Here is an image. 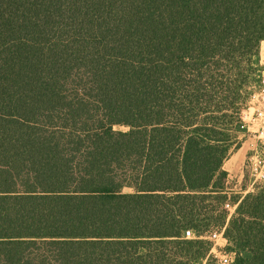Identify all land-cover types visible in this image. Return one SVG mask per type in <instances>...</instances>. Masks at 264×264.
<instances>
[{"label": "trees", "instance_id": "trees-1", "mask_svg": "<svg viewBox=\"0 0 264 264\" xmlns=\"http://www.w3.org/2000/svg\"><path fill=\"white\" fill-rule=\"evenodd\" d=\"M262 40L264 0H0V264H200L214 226L264 264V185L214 184Z\"/></svg>", "mask_w": 264, "mask_h": 264}, {"label": "built area", "instance_id": "built-area-1", "mask_svg": "<svg viewBox=\"0 0 264 264\" xmlns=\"http://www.w3.org/2000/svg\"><path fill=\"white\" fill-rule=\"evenodd\" d=\"M264 64V59L263 62ZM247 118L252 120L257 125V132L259 136L264 137V71L261 72L258 88L254 90L247 100L246 107L240 113V127L245 131L247 129ZM264 144V140H263ZM264 151V148H263ZM246 170L256 180L264 178V154L254 152L245 163ZM236 205L230 201L229 198L224 201L222 207L226 210H232ZM205 235V236H204ZM204 235L199 237H207L212 242L221 240L222 244L218 248L212 243L210 255L216 258L218 264H231L233 262L234 253L227 250L228 241L224 236V226H214L210 228ZM185 237H195V232L191 229L184 231ZM206 259L201 264H205Z\"/></svg>", "mask_w": 264, "mask_h": 264}, {"label": "rangeland", "instance_id": "rangeland-1", "mask_svg": "<svg viewBox=\"0 0 264 264\" xmlns=\"http://www.w3.org/2000/svg\"><path fill=\"white\" fill-rule=\"evenodd\" d=\"M264 59V40H262L259 44V59H258V63L257 65H255L256 69L252 71V74L250 75V79H249V83L247 86V90L250 92L249 95L258 88V84H259V80L260 79V75L261 72L264 71V64L262 63ZM260 74V75H258ZM249 98V96H248ZM248 100V99H247ZM247 105V102H246ZM243 106L241 111L246 107ZM241 113V112H240ZM247 122V129L244 133H238V148L244 147L247 150V154L246 157L244 159V163H243V172H242V176H238L235 177H231L230 178V182H236L237 187L241 186V187H245L248 186L252 181H253V177L251 176V174L246 170L245 163L247 161V159L254 153V152H258L261 153V155L264 154L263 148H264V144H263V140L264 137L259 136V134L257 132H255L257 130V125L255 123L252 122V120H250L249 118L246 119ZM117 128V127H116ZM123 128V127H120ZM236 150L232 149L231 153L234 152ZM241 175V173H240ZM225 177H226V172L222 169H220V171L217 173L216 177H215V181L214 184L216 186H225ZM259 185H264V178L262 179H258L256 180V183L254 184L255 186H259ZM252 190H249L247 192H251ZM245 192V193H247ZM244 193V194H245ZM243 195V194H242ZM235 207L231 210H227V214L228 217L233 213ZM205 236V235H204ZM205 240H207L209 243H214V246L216 248L219 247V245L222 244L221 240H217L216 242H212L211 240H209L207 237H204ZM201 264V263H200ZM205 264H218L216 258H214V256L210 255L209 258L206 259Z\"/></svg>", "mask_w": 264, "mask_h": 264}, {"label": "crops", "instance_id": "crops-1", "mask_svg": "<svg viewBox=\"0 0 264 264\" xmlns=\"http://www.w3.org/2000/svg\"><path fill=\"white\" fill-rule=\"evenodd\" d=\"M247 150L248 149L240 146L234 152L230 153L222 163L221 169L226 172L224 190L228 196L235 193L244 194L245 192L249 190H253L254 188L255 183H253V181L248 186L245 187H241V186L237 187L235 181L230 182L231 177L233 176L237 177L238 174L239 176H242L243 163L247 154Z\"/></svg>", "mask_w": 264, "mask_h": 264}]
</instances>
